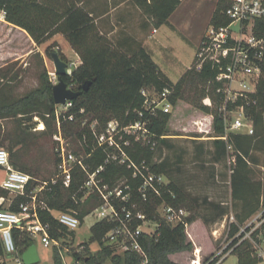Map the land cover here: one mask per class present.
I'll return each mask as SVG.
<instances>
[{"label":"trees","instance_id":"16d2710c","mask_svg":"<svg viewBox=\"0 0 264 264\" xmlns=\"http://www.w3.org/2000/svg\"><path fill=\"white\" fill-rule=\"evenodd\" d=\"M90 0H0V12L4 21L23 32L37 46H41L55 35H61L71 49L80 58V65L73 69L71 76L62 77L67 87L72 90H81L85 83H89L86 92L77 99L71 101L72 106L59 116L62 134L65 138H71L79 150L74 153L83 154L84 164L91 172L104 166L99 173L103 184L109 189L119 187L123 195H128V201H113V205L120 209L124 206L127 210L136 213L142 212L147 219L159 221L156 208L165 203L175 208H186L190 204L193 213L184 223L170 226L160 222L156 235H141L138 242L145 254V259L139 254L126 251L123 258L114 255L112 246L104 243L105 234L115 225L111 222H96L90 229L91 243L97 242L99 249L90 254L86 244H81L84 255L73 254L72 264H177L170 260L169 256L177 253L191 252L192 243L186 235V227L194 223L198 215L195 214L190 197L174 182H170L160 188V196L149 195L146 200L141 198L139 189L142 184L140 178H133V170L125 165L104 164L105 154L97 148L90 126L96 123V130L101 133L111 120H116L121 126H129L138 121H147L149 131L154 135L157 145L165 143V137L169 135L170 113L157 111L155 115H149L144 109L145 98L141 91L144 89L157 94L163 90H170L168 101L172 109L178 104H188L195 110V119L190 120L197 127L202 122V132L209 133L213 137L216 148L225 151L231 147L230 175V199L234 212L235 222L230 225L229 238L233 239L231 247H234L232 255H236L237 264H259L262 259L257 257L252 245L247 240L238 238L240 228L262 210L264 219V180H256L252 165L258 163L255 152L264 153V65H262L261 77L258 81L256 92L250 95L248 100H238L234 107L244 105L247 117L253 122L254 133L252 136L240 134H228L226 140L225 125L218 108L222 102V96L216 91L219 84L215 81L218 73V65L212 62L202 64L200 70L195 69L196 58L193 64L175 83H171L158 68L151 56L140 43L121 44L113 42L102 34L96 23L94 11L87 8ZM141 14L151 22L154 29L160 28L179 6L181 0H128ZM119 2L115 5H118ZM227 5L225 0H218L210 19V25L221 27L228 25L229 21L224 16ZM256 32L264 33V22L256 23ZM64 61V55H58ZM52 59V58H51ZM53 85L47 76L42 78V87L31 94L19 99L15 103L5 106L0 103V114L25 116L38 108L44 107L45 114L50 121L55 120V107L52 98ZM209 98L210 104L203 99ZM184 107V106H183ZM142 114V117L139 116ZM174 115V113H173ZM73 120L69 121L68 117ZM175 116V115H174ZM44 116L42 115V118ZM176 117V116H175ZM178 118V117H176ZM85 122V123H84ZM84 123V124H83ZM47 126L49 123L46 122ZM197 137V136H195ZM129 146L125 147L127 156L135 163L144 164L154 173L162 175L166 173L164 163L154 162L155 153L150 148L134 142L130 138ZM7 144L9 161L13 168L32 177L27 192L38 185L37 174L33 169L18 162L15 149L23 147L25 141L12 140L3 135L0 130V148ZM81 152V153H80ZM49 179H44V181ZM86 180L85 173L80 168H75L71 173L68 187L62 182L55 185L49 184L46 190L39 194V199L46 205L44 209H38V219L49 226V234L55 240H61L71 236L73 231H68L60 225L48 210L71 213L83 222L84 218L100 204L96 196L84 198L81 190ZM8 193L0 189V199H6ZM27 198L18 197L8 207L10 211H18L20 203H26ZM264 230V223L262 224ZM17 256H21L29 247L35 246V240L27 233L12 230ZM259 233V232H258ZM257 233V234H258ZM10 258L5 253L3 242L0 238V264H7ZM217 260L209 264H215ZM55 264H61L60 251L54 250Z\"/></svg>","mask_w":264,"mask_h":264},{"label":"rangeland","instance_id":"374dc122","mask_svg":"<svg viewBox=\"0 0 264 264\" xmlns=\"http://www.w3.org/2000/svg\"><path fill=\"white\" fill-rule=\"evenodd\" d=\"M125 0H111V4ZM218 0H184L178 11L171 17L169 23L158 28L156 39L150 44L156 45V59L159 58V69L175 84L193 64L199 44L211 28L210 19ZM112 12L114 25L117 30L124 29L116 23L124 17L125 6ZM136 15L134 13L127 31L136 32ZM49 41L35 48L28 36L21 30L0 24V103L11 105L19 99L31 94L42 87V78L46 75L52 85L57 84V76L51 59L52 53L68 56L65 62L68 69L73 60L69 45L63 39ZM150 42V41H149ZM62 51H61V48ZM63 52V53H62ZM154 55V54H153ZM156 99V94H152ZM210 104L209 98L203 99ZM184 106V107H183ZM169 135L165 143L157 145L154 150V162L166 165V173L162 174L163 184L174 182L190 197L197 220L186 227V235L193 249L190 254L181 253L176 259L180 264H191L194 251L200 252V264H237L236 255H232L233 239L229 238L230 225L235 222L230 199L231 150L218 149L213 144L209 133H201L191 121L195 119V110L188 104H178L171 109ZM66 112L60 105L55 107V115ZM44 107L39 105L35 111L25 115L0 114V130L3 135L12 140L25 141L24 146L15 149L19 163L33 169L37 181L51 179L56 174V155L54 150V135L61 129V121H50ZM178 118H176L174 115ZM42 115L44 116L42 118ZM46 122L49 123L47 126ZM85 123V122H84ZM83 123V124H84ZM197 136V137H195ZM65 138V137H64ZM71 152L78 144L68 137L65 138ZM8 142L2 148L6 151ZM81 153V152H80ZM75 154V153H74ZM77 155V154H75ZM258 163L252 165L256 180H264V153L255 152ZM77 156H83L79 154ZM15 169V168H14ZM18 170V169H16ZM19 171V170H18ZM3 172L0 170V179ZM48 181V180H47ZM184 208L190 216L193 211L190 204ZM97 222L96 216H86L81 225L71 236L59 240L58 246L50 245L43 248L39 240L35 241L38 264H55L54 250L60 251L61 264L75 263L73 254L84 255L86 244L90 254L99 249L97 242L91 243V227ZM262 210L251 217L240 228L235 236L243 235L256 248L257 254L264 253V230H262ZM147 230H153L151 224ZM259 232V233H258ZM258 233V234H257ZM114 255L123 258L126 249L119 244H112ZM256 254V253H255ZM17 256L6 259L7 264H17ZM223 260V261H222ZM222 261V263H220ZM105 264H111L107 261ZM259 264H264V261Z\"/></svg>","mask_w":264,"mask_h":264},{"label":"built area","instance_id":"2783aa9c","mask_svg":"<svg viewBox=\"0 0 264 264\" xmlns=\"http://www.w3.org/2000/svg\"><path fill=\"white\" fill-rule=\"evenodd\" d=\"M227 5L224 16L229 23L226 26H211L209 33L204 36L199 44L196 54L195 69H201L205 62H212L218 65V73L215 81L219 84L216 91L222 96V102L218 108L225 125L226 140L228 134H240L252 136L254 133L253 122L247 117L244 105L232 106L238 100L246 101L256 92V87L264 65V33L256 32V23L264 22V0H225ZM155 32V31H153ZM74 65L70 63L69 66ZM73 69H66V75L71 76ZM72 90V87H68ZM145 98L144 109L153 116L157 111L170 113L172 105L168 101L170 90L165 89L157 94L144 89L141 91ZM152 94L157 98L152 99ZM65 111L71 106V101L60 105ZM142 117V114L139 113ZM73 120L72 116L68 117ZM59 124V116L56 117ZM202 122L197 128L202 132ZM93 140L97 148L101 149L106 158L104 164L125 165L133 170V178H140L142 184L139 192L141 198L146 200L149 195L160 196L161 186H165L162 176L152 172L144 162L135 164L126 154L125 147L129 146L130 138L143 146L155 150L157 141L147 127V121H138L129 126H121L116 120H111L101 133L96 130V123L90 126ZM54 150L56 155V174L49 181L38 182V185L27 192V187L32 177L12 167L9 161V153L0 148V170L4 177L0 180V189L6 191V199H0V238L4 245L5 253L9 256L16 255L17 250L14 244L12 230L27 233L33 240H39L43 248L50 245L58 246V240L51 238L49 226L38 219V209H44L45 203L39 199V194L47 189L49 184L55 185L62 182L68 187L71 180V173L75 168H80L86 175V180L81 188L84 198L96 196L100 204L90 213L96 216L97 222H111L115 225L104 236L103 241L107 245L119 244L126 249L139 254L145 259V254L138 238L141 235H156L160 222L174 227L184 223L188 213L183 208H175L165 203L156 208L159 221L147 219L142 212L133 213L124 206L117 209L113 201H128V195H123L119 187L109 189L103 184L99 173L104 166L91 172L84 164L85 157L77 156L68 148V143L60 129L53 137ZM231 150V147L228 146ZM24 197L28 201L20 203L18 211H10L8 207L18 198ZM53 218L68 231H74L81 225L78 217L71 213L56 212L48 210ZM153 230H147L150 225ZM256 248H254L255 250ZM256 256L264 261V253ZM223 261V260H222ZM220 261V263H222ZM17 264H22L21 256H17ZM191 264H200V252L194 251V259Z\"/></svg>","mask_w":264,"mask_h":264},{"label":"crops","instance_id":"0c3cea01","mask_svg":"<svg viewBox=\"0 0 264 264\" xmlns=\"http://www.w3.org/2000/svg\"><path fill=\"white\" fill-rule=\"evenodd\" d=\"M110 1L111 0H90L87 3V8L89 10L94 11V14L96 16V23L98 24L100 32L102 34H104L107 38L112 40L113 42L125 44L126 46L128 44L133 45L134 43H140L142 45V47L146 50V52L151 56L152 60L155 62V64L159 68V58L160 57H158L156 59V55L158 56V52H156V49H155L156 45L150 44L153 42L154 39H156L155 36L158 34L159 29H154L151 26L150 20H148L145 17H142L140 12L132 4H130L128 0L119 2L118 5H115L118 2H115L114 5H112ZM183 2H184V0H181L177 9L173 12V14L169 17V19L162 26L169 23L171 17L174 15V13H176V11H178L179 7L182 5ZM126 3H127V5L125 6V10H124V16H123L124 18L121 20L118 19V21L116 23L120 24V26L122 28L123 27H125L126 29L129 28V24H130V22H132V20L131 21H129V20H130V18L133 17L134 13L137 12V15H136V17H137L136 18V32L127 31L125 28L118 31L116 25H114V22H113L114 19L112 18V12L115 11L116 9H119L122 5H124ZM0 24L4 25V26H10L9 24H7L4 21V17H3L2 12H0ZM162 26L160 28H162ZM11 27H13V26H11ZM153 31H155V32H153ZM59 39L64 40V38L61 35H55L49 41H54V42L57 41V43L59 44V42H58ZM30 41H31V39H30ZM49 41H47V42H49ZM31 43L34 45L35 48H38L32 41H31ZM60 48H61V46H60ZM69 48H70V52H71V57L73 58V60H71L70 63L74 64L73 66L75 69L77 66L80 65L81 61H80V58L78 57V55L71 49L70 46H69ZM61 51H62V48H61ZM63 55H64L65 59L68 60V56L65 53H63ZM3 177H4V174H3ZM184 253L190 254L189 252H184ZM179 254H181V253L170 255L169 256L170 260L177 263V264H180L175 259L179 256Z\"/></svg>","mask_w":264,"mask_h":264},{"label":"water","instance_id":"95a60500","mask_svg":"<svg viewBox=\"0 0 264 264\" xmlns=\"http://www.w3.org/2000/svg\"><path fill=\"white\" fill-rule=\"evenodd\" d=\"M52 62L54 65L55 73L57 76V84L52 87V98L55 105H65L66 102L77 99L83 92H86L89 83H85L81 90H71L63 82L62 77L66 75L67 64L63 62L57 53L51 54ZM22 264H38L39 257L37 254L36 246L29 247L21 255Z\"/></svg>","mask_w":264,"mask_h":264}]
</instances>
